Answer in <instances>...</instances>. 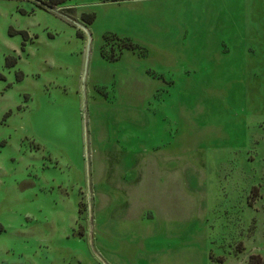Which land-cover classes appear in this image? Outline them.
<instances>
[{"label":"rangeland","instance_id":"374dc122","mask_svg":"<svg viewBox=\"0 0 264 264\" xmlns=\"http://www.w3.org/2000/svg\"><path fill=\"white\" fill-rule=\"evenodd\" d=\"M38 1L0 0V264L264 263V0Z\"/></svg>","mask_w":264,"mask_h":264},{"label":"trees","instance_id":"16d2710c","mask_svg":"<svg viewBox=\"0 0 264 264\" xmlns=\"http://www.w3.org/2000/svg\"><path fill=\"white\" fill-rule=\"evenodd\" d=\"M67 0H45V1H38L37 6L40 9L43 10H49V9H54L57 6L62 5L63 3H65ZM82 20L83 22H85L86 24H92L95 20V15L94 14H88V15H83L82 16ZM110 36H105V41L109 43ZM112 38L114 39L115 36L113 35ZM127 43L123 44L121 49H128V50H132V51H139L140 55L144 56L145 55V50H143L142 48H140L139 46L133 44L131 41L127 40ZM103 56L109 60V61H117L119 59V57H115L113 55L111 56H106L103 54ZM258 261V263H256ZM220 262H223V260L221 259ZM250 264H264L262 259L259 256H253L250 259Z\"/></svg>","mask_w":264,"mask_h":264},{"label":"water","instance_id":"95a60500","mask_svg":"<svg viewBox=\"0 0 264 264\" xmlns=\"http://www.w3.org/2000/svg\"><path fill=\"white\" fill-rule=\"evenodd\" d=\"M89 156V152H88V149H87V157ZM90 177V176H89ZM90 182V181H89ZM91 195L90 193V188H89V196ZM103 264H105L104 262H102Z\"/></svg>","mask_w":264,"mask_h":264},{"label":"crops","instance_id":"0c3cea01","mask_svg":"<svg viewBox=\"0 0 264 264\" xmlns=\"http://www.w3.org/2000/svg\"><path fill=\"white\" fill-rule=\"evenodd\" d=\"M95 262H96V261H95ZM93 264H94V263H93ZM97 264H101V263H98V262H97ZM102 264H103V263H102Z\"/></svg>","mask_w":264,"mask_h":264}]
</instances>
